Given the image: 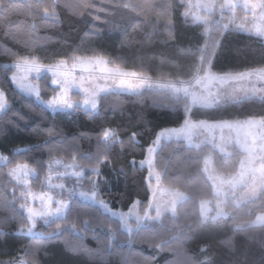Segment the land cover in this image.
<instances>
[{"label": "snow or ice", "instance_id": "1", "mask_svg": "<svg viewBox=\"0 0 264 264\" xmlns=\"http://www.w3.org/2000/svg\"><path fill=\"white\" fill-rule=\"evenodd\" d=\"M97 4L103 6L97 7ZM60 6L58 0H51L50 3L46 0H0V28L4 29L0 39L6 38L5 53L16 56L14 67L18 71L14 72L10 79L23 93L35 96L44 104L45 109L51 110L53 114L83 110L90 117L100 114L102 100L108 95L124 92L143 99L146 93H157L160 102L154 100L156 107L182 108L183 118L182 122L177 121L178 127L155 131L154 128L147 127L150 122L144 120L143 114H140L145 127L139 132L129 133L127 141L121 139V133L125 130L120 127L101 126L95 137L80 133L73 137V141L94 139L95 151L81 152L78 144L73 143L70 147L76 150L69 153L71 162L55 155L57 152L66 151L61 146L67 139L62 130H56L55 124L47 130L48 139L44 141V145L17 149L12 158L0 154V161L7 167V173L0 172V175H7L11 178L10 182L15 181L18 185V189L12 188L11 192L5 189L7 194H0V203H3L5 208L11 207L12 210L11 215L0 219V237L8 235L6 228L9 221L19 217L23 222L14 235L24 234L31 239V243L14 248L15 255L0 259V264H42L40 253L48 242L65 235L82 238L87 231H91L100 241V247L90 250L96 254L103 255L114 251L113 241L117 240V232L120 229L124 230L126 238L116 247L127 245L131 248L133 237L140 232L152 231L153 223H159L168 233L153 246L158 253L167 250L171 254L172 259L166 260L165 264H210L207 259L198 260L192 255L189 249L183 247V241L194 228L208 223L220 224L227 220L232 221L230 227L233 235L227 236L220 243L234 255L225 264H249L247 252L236 251L235 234L255 228L264 232V115H250L242 120L226 119L223 118L222 109L249 101L264 104V64L238 71L217 66L222 56L239 55V49L229 53L223 43L225 33L230 30L254 33L259 38L264 57V0H223L220 3L218 0H197L195 4L192 0H179L178 4L176 0H117L116 3L112 0H77L75 4L65 0L64 8L75 9L74 14L80 17H92L90 22L86 21L88 29L84 33L85 37L100 35V29L95 26L100 20V13L109 17L103 21L104 26L113 31H120L122 35L125 30L114 18L120 11H127L134 20L142 18L147 24H151L153 20L156 24H162V35L165 37L162 42L175 46V59L171 63L181 69L182 74L178 72L175 76L168 75L158 79H153L144 70L122 69L103 54L77 56L75 50L68 59L56 58L57 54L53 53V63H41L40 58L33 55V45L30 43L32 34L39 31L34 17L39 15L42 25L58 24L61 21L55 9ZM238 7L245 11L243 18L236 15ZM178 8H183L180 16L185 22L203 25V44H181L177 39L173 16ZM225 10L230 13L228 17L224 15ZM217 11L219 18L214 19ZM12 15L30 20L27 27L31 31L23 34L13 31V28L19 26V21L12 20ZM123 19L124 17H121V21ZM8 42L20 46L28 55L13 53L11 48L7 47ZM81 42L83 43V40ZM183 57H190V62L186 65L179 64L177 61ZM69 60L72 61L71 68ZM164 62L162 60V63ZM4 68H9V65H4ZM77 68L87 75H77ZM45 73L50 74V85L54 86V94L47 100L41 95L40 84L33 82L42 78L49 80L48 75H43ZM73 89L82 94V100L72 99ZM26 107L31 112V106ZM194 109L199 113L209 114L211 118L193 119L196 114ZM0 113H12L15 119H9L8 124L17 128L19 124L15 121L25 120V116L20 112L13 111L3 89H0ZM40 119H44L43 115ZM225 130L230 135L225 136ZM217 132L220 134L219 143ZM202 134L203 139H200ZM144 135L153 137L145 150L147 155L140 161L133 158L129 163L133 171L137 165L141 169H147L145 180L151 189L152 198L146 206L140 200H135L129 210L123 212L113 208L103 198V186L109 185V177L114 184L121 175L125 180L129 175L124 165L117 167L112 163L113 160L119 159V153L113 154L115 147L119 145L123 152L126 145L131 148L139 143L137 137ZM162 140L187 143L189 151L185 153V161L190 168L206 177V192L194 195L193 192L181 191L177 187L167 189L169 197L167 200L162 199L159 194L161 172L157 170V165L163 168L165 175L170 171V161L164 160L161 155ZM209 145L219 151L222 157L232 156L233 160L222 159L221 168H217L213 164L212 152L203 151ZM226 145L233 151L229 152ZM43 146H50L46 161H36L35 164L15 161L17 155ZM59 168L64 170L60 171ZM229 168L232 170H227ZM105 172L108 176H105ZM69 176L74 181L71 188L63 183ZM31 178L38 181L40 191L33 190ZM153 180L156 182L155 186L152 185ZM175 180L177 183L183 182L180 176ZM194 198L197 205L194 219L185 216L182 226H176L175 229L166 228L162 218L166 214H170L173 219L178 218L180 212L177 206H183ZM83 201L89 203L84 204ZM141 207L145 208L143 214L139 212ZM241 207L249 218L239 217L237 209ZM150 211L155 215H151ZM96 213L113 219L117 228H112L104 221H99L94 227L92 220L87 217ZM70 216L72 219H69ZM131 220L135 221L134 225ZM76 221H79V224ZM38 222H42L49 230L37 231ZM97 227L101 229L100 232H97ZM210 246L202 245L199 251L206 252ZM260 247L264 250V240L260 241ZM3 254L8 255L7 252ZM155 259L156 257L143 258L140 264H155ZM259 264H264V254Z\"/></svg>", "mask_w": 264, "mask_h": 264}, {"label": "trees", "instance_id": "2", "mask_svg": "<svg viewBox=\"0 0 264 264\" xmlns=\"http://www.w3.org/2000/svg\"><path fill=\"white\" fill-rule=\"evenodd\" d=\"M46 2L50 3L51 0H46ZM64 2L65 0H58L61 6L55 9L59 13L60 23L42 25L41 17L39 15L34 17L36 24L39 26V31L32 34L30 43L33 45V55L39 57L41 63H53V53L57 54L56 58L68 59L75 50L77 56L87 57L94 54H103L109 60L115 61L122 69L144 70L153 79L168 75L175 76L178 72L182 74V70L171 63L175 59V46L171 43L165 44L162 42L165 38L162 35L164 31L162 24H156L155 20L151 24H147L143 22L142 18L134 20L127 11H120L115 14L114 18L121 23L122 29L125 30L122 35L120 31H113L110 27H105L103 21L109 17L104 13H100V20L95 25L96 28L100 29V35L85 37L84 33L88 29L86 21L90 22L92 17L87 15L80 17L74 14L75 9L64 8ZM70 2L75 4L77 0H70ZM112 2L116 3L117 0H112ZM176 2L178 4L179 0H176ZM102 6L97 4V7ZM181 11H183V8H178L173 16L177 39L181 44H203L205 40V37L201 34L203 25L197 26L185 22L183 17L180 16ZM95 14L94 12L93 15ZM121 17H124L122 21ZM11 19L19 21V26L13 28V31L20 34L31 31L27 27L31 22L30 20L17 15H12ZM3 31L4 29L0 28V36L3 35ZM5 39H0V89H3L6 93L13 111L20 112L21 115L25 116V120H16L15 122L19 124L17 128L8 124L9 119H15L12 117V113L8 115L1 114L0 154L12 158L17 149L44 145V141L48 139L47 130L53 124L56 125L57 131L62 130L67 137L61 146L66 151L57 152L55 155L63 158L66 162H71L69 153L76 150L70 147L73 143L78 144L81 152L95 151L94 139L73 141V137H77L80 133H87L95 137L101 126L120 127L125 130L121 133V139L127 141L129 133L139 132L141 128L145 127L140 114H143L144 120L150 122L147 127L149 129L154 128L155 131H159L161 128L178 127L177 121L182 122V108L156 107L154 105V100L157 103L160 102L157 93H146L143 99L124 92L108 95L103 98L100 114L96 117H90L83 110L53 114L33 97L21 93L14 86L10 79L13 69L11 67L5 69L4 65L13 64L16 56L5 53ZM223 43L229 53L234 49H239V55L222 56L218 68L226 67L229 70L238 71L264 64L258 37L241 31L230 30L225 33ZM7 47H10L13 53L20 56L28 55L20 46L13 45L11 42L7 43ZM162 60L165 62L162 63ZM69 62L72 61L69 60ZM177 62L186 65L190 62V57L180 58ZM39 84L43 99H49L54 94L53 87L50 85V78L47 81L42 78ZM46 84L49 86L46 87ZM26 105L31 106V112H29ZM193 111L196 113L193 119L211 118L209 114L199 113L195 109ZM41 115L44 117L43 120L40 119ZM222 115L226 119L241 120L250 115H264V104L258 101H249L243 104L229 105L222 109ZM137 139L139 143L131 148L126 145L123 152H121L120 146L117 145L113 153L114 155L119 153V159L118 161L113 160L112 163L117 167L121 164L124 165L129 172L128 178L125 180L124 176L121 175L120 179L113 184L111 177H109V185L103 186V198L113 208L120 211L129 210L135 200H140L146 206L151 196L149 185L145 180L147 169H141L137 165L136 170L133 171L129 162L133 158L136 161L145 158V150L153 137L144 135L138 136ZM161 146L163 159L170 161V171L166 175L163 168L159 164L157 165V170L161 172L163 185L170 188L178 187L181 191L193 192L194 195L195 193L206 192V177L190 168L185 161V153L189 151V146L184 141L163 142ZM48 147L50 146L37 147L33 148L31 152L21 153L15 157V161L29 164H35L36 161L40 160L46 161L48 159ZM203 151L212 152L214 165L217 168H221L220 161L222 159L233 160L232 156L222 157L211 146L203 149ZM0 172L7 173V167L0 165ZM105 176H108L107 172H105ZM177 176L183 178L182 183L176 182L175 178ZM40 178L43 179L42 173ZM65 182L67 187L70 188L73 186L74 181L73 179H66ZM32 187L35 191L41 190L35 178L32 179ZM12 188L18 189V185L13 181L10 182V177L7 175H0V194H7L4 190L7 189L8 192H11ZM9 199H11L10 196ZM83 203L88 204L89 202L83 201ZM177 207L180 212L178 218L173 219L170 214H166L162 218L166 228L175 229L176 226H182L185 223V216L194 219L193 214L197 211L195 198L183 206L178 205ZM144 209V207H141V210ZM17 210L19 211L18 203ZM237 212L241 219L249 218L243 207L237 209ZM11 214V207L5 208L3 203H0V219H4ZM87 218L92 220L94 227L99 221H104L112 228H117L116 222L106 215L100 216L96 213L89 215ZM69 219H72V217L70 216ZM22 222L19 217L16 220L9 221L6 228L8 235L0 237V259H8L10 255H15L14 248L31 243V239L24 234L14 235ZM76 222L79 224V221ZM231 224L232 221L227 220L220 224L208 223L194 228L183 241V247L189 249L191 254L198 260L207 259L210 264H225L233 258L234 254L230 253L228 248L220 242L227 236L233 235ZM151 228L152 231L140 232L135 235L131 248L127 245L116 247L120 241L126 238L124 230L120 229L117 232V240L113 241L114 251L103 255L90 251L100 247V241L91 231L85 232L82 238L65 235L63 238L48 242L40 253V259L42 264H125V262L126 264H140L143 258L156 257L155 264H165L166 260L172 259L171 254L167 250L158 253L153 246L159 243L160 239L167 236L168 233L159 223H153ZM36 230L48 231L49 229L42 222H38ZM100 231L101 229L97 227V232ZM159 233H163V235H159ZM261 240H264V232L259 228L249 229L247 232H238L235 234L236 251H246L249 264H259L261 256L264 254V250L260 247ZM205 244L211 246L206 252H200V247ZM5 252L8 255H4ZM44 253H47V255H44Z\"/></svg>", "mask_w": 264, "mask_h": 264}, {"label": "rangeland", "instance_id": "3", "mask_svg": "<svg viewBox=\"0 0 264 264\" xmlns=\"http://www.w3.org/2000/svg\"><path fill=\"white\" fill-rule=\"evenodd\" d=\"M197 2V0H192V3L193 4H195ZM220 2H223V0H218V3H220ZM202 14V13H201ZM224 15H225V17H228L229 15H230V13L227 11V10H225V13H224ZM236 15H237V17L238 18H243L244 17V15H245V11L242 9V8H237L236 9ZM249 15V23H251V14L249 13L248 14ZM219 18V11H217V13H216V15H215V17H214V19H218ZM227 22V21H226ZM243 33H246V34H251V35H254V36H256L254 33H247V32H243ZM257 37V36H256ZM71 63L72 62H69V68H71ZM109 66H111V65H109ZM9 67H11L12 69H13V73L14 72H17L18 70L14 67V63L13 64H10L9 65ZM75 72H76V74L77 75H87L86 73H81V71H80V69L79 68H77V69H75ZM12 73V74H13ZM19 74H23V73H19ZM43 75H48L49 76V78H50V74H43ZM12 76V75H11ZM41 80V79H40ZM40 80L39 81H33V82H37V83H39L40 82ZM14 84V83H13ZM14 86L21 92V93H23L15 84H14ZM52 87H54V86H52ZM23 94H25V93H23ZM26 95V94H25ZM30 97H33L37 102H39V103H41V101L40 100H37L36 98H35V96H30ZM71 97H72V99L73 100H82L83 99V96H82V94L81 93H79V91L78 90H76V89H73V91H72V93H71ZM42 104V103H41ZM43 106H44V104H42ZM45 107V106H44ZM49 110V109H48ZM49 111H51V110H49ZM1 114L2 113H0V116H1ZM225 136H228V135H230V133L227 131V130H225ZM203 135L204 134H202L201 136H200V139H203ZM219 132H217L216 133V136H217V143H219ZM195 139V138H194ZM171 141H176V140H171ZM163 142H169V141H166V140H162L161 141V145H162V143ZM185 142V141H184ZM197 142H199V141H197ZM186 143V142H185ZM187 144V143H186ZM209 146H211V145H209ZM226 147H227V150L229 151V152H232L233 150H232V148L230 147V146H227L226 145ZM219 152V151H218ZM220 153V152H219ZM221 154V153H220ZM146 155H147V153H146ZM213 164H214V161H213ZM0 165H4V162H2V161H0ZM215 166V165H214ZM58 170H60V171H63L64 169L63 168H59ZM11 179V178H10ZM31 179H33V178H31ZM66 179H73L71 176H69V177H67V178H65L64 179V181H63V183H65V185H66V182H65V180ZM14 183H15V181H13ZM16 184V183H15ZM155 184H156V182H155V180H153L152 181V185L153 186H155ZM17 185V184H16ZM67 186V185H66ZM71 188V187H70ZM150 189V188H149ZM167 189H171L170 187H167V186H165V185H163V183H162V181L160 182V195L162 196V199H164V200H167L168 199V197H169V193H168V191H166ZM35 191V190H34ZM150 192H151V189H150ZM152 198V192H151V196H150V199ZM149 199V200H150ZM145 210V209H144ZM144 210H141V208L139 209V212H140V214H143V212H144ZM128 211V210H127ZM127 211H123V212H127ZM150 214L151 215H155V213L154 212H151L150 211ZM133 225L135 224V221L134 220H131L130 221Z\"/></svg>", "mask_w": 264, "mask_h": 264}]
</instances>
